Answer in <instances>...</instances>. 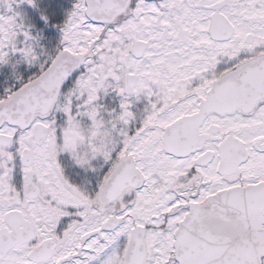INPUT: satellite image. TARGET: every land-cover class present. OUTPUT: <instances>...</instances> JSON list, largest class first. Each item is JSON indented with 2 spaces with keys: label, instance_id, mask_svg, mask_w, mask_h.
<instances>
[{
  "label": "rangeland",
  "instance_id": "1",
  "mask_svg": "<svg viewBox=\"0 0 264 264\" xmlns=\"http://www.w3.org/2000/svg\"><path fill=\"white\" fill-rule=\"evenodd\" d=\"M16 1L14 8L0 15V79L9 80L8 73L15 70L13 79L26 75L25 83H32L53 64L54 51L59 48L85 59L54 106V155L70 156L84 174L105 168L112 174L115 161L111 157L121 151V155L137 158L148 181L144 193L134 196V207L124 213L126 224L121 229L82 244L83 237L98 231L109 214L88 202L83 190L70 187L55 174L60 200L67 205L63 216H75L79 226L74 234L67 231L66 246L58 259L80 256L81 262L77 259L74 264H120L131 227L164 224L161 214L178 204L171 194L174 191L162 185L177 180L178 174L175 176L176 163L165 160L161 140L163 131L190 111L194 101L171 112L169 108L190 95L192 86L194 94L201 96L211 81L264 56V0H189L186 4L168 0L142 6L139 13L145 16L140 21L130 14L123 23L110 27L92 25L81 0L67 15L69 23L56 36L55 45L54 40L46 42L29 28L28 17L35 12L37 0ZM216 14L230 22L239 41L216 44L210 40L208 26ZM247 36L253 38L252 43ZM134 41L150 45V52L140 62L127 57ZM127 75L138 76L136 90L128 89ZM16 83L11 81L13 86ZM260 135L264 137V133ZM190 167L187 163L186 171ZM156 241L157 233H153L150 245L155 247ZM155 251L161 255L150 264L171 260V249L156 247ZM11 263L22 264L20 259H11Z\"/></svg>",
  "mask_w": 264,
  "mask_h": 264
},
{
  "label": "flooded vegetation",
  "instance_id": "2",
  "mask_svg": "<svg viewBox=\"0 0 264 264\" xmlns=\"http://www.w3.org/2000/svg\"><path fill=\"white\" fill-rule=\"evenodd\" d=\"M167 1L133 0L127 13L119 18L115 25L118 26L126 21L130 14L133 20L140 21L145 16V13L143 16L139 13L142 6L160 5ZM180 1H185L184 4L189 2V0ZM15 4H17L16 0H0V15L14 8ZM215 16L217 14L210 19L208 26L207 35L210 40L216 44L239 41L235 37V32L230 38L225 33L215 34L216 38L211 35L210 28ZM157 18L160 20L161 15H157ZM139 43L145 44L146 48L142 57L137 59L134 49ZM149 52L148 42L134 41L130 55L127 57L140 62ZM129 76L127 75L126 78L127 87ZM133 77L135 85L132 91L138 88V76ZM219 79L211 81L205 94L201 96L194 94V86H192L190 95L175 102L169 108L168 112H171L188 100L194 101V107L190 111L179 115L163 131L161 140L164 158L176 163L175 176L178 174V179H173V185V180L171 183L167 180L168 183L164 182L162 185L169 186L174 191L171 194L177 197L178 204L161 214L164 224L154 226L147 223L131 227L121 253L120 264H125L133 232L139 228L145 230L143 243L146 257L143 264H150L154 257L161 255L155 251L156 247L171 249V260L166 262L179 264L175 257L176 233L180 224L190 214L192 205H204L210 198L230 190L264 184V137L260 135L264 133V100L257 102L250 109L238 108L233 113L223 115L219 112L209 114L197 127L191 124L175 130V134L167 140L173 149H168L166 146L167 130L182 120L199 115L201 106L207 100V94ZM158 86L159 84H155L154 87ZM10 89L8 81H0V104L9 101L17 92H12ZM53 113L54 107L47 116L38 113L32 126L27 129L7 123L0 126V264H10L11 259H20L22 264H74L77 259L81 260L80 256L58 259L63 253L62 246H66L67 231L69 230V234H74L79 226L76 224L78 222H75V216L71 215L69 218L63 216L67 205L60 200L56 173L59 175L58 179L70 187L83 190L89 197L88 202L93 203L96 209L109 214L98 231L83 237L82 244L90 243L95 238H100L102 234L115 233L121 229L126 224L124 213L134 207V196L144 193L147 187L148 181L139 169L137 158L132 155H121L119 151L111 157L115 161L114 171L123 161L132 160L135 169L142 174L144 183L141 189H129L114 203L102 205L99 201L100 194L113 173L110 174L105 168L94 174H84L76 167L70 156H55ZM234 122L238 123L237 127H234ZM38 125L47 128V130L41 128V136L37 134ZM228 126L230 129H227ZM153 129L154 127L151 128ZM132 137L137 136L132 134ZM248 137L255 139L247 140ZM260 158L261 163L255 165ZM187 163L191 165L188 171L185 169ZM98 182H101L100 188ZM158 219L156 217L154 220ZM172 219L175 221L170 223ZM68 222L72 223L68 224ZM118 222L119 225L113 228ZM107 227L109 229H106ZM153 233H157L155 247L150 245ZM60 235L62 240L59 242ZM228 242L232 246L235 245L234 239ZM227 254L228 259H234V247L228 249Z\"/></svg>",
  "mask_w": 264,
  "mask_h": 264
},
{
  "label": "water",
  "instance_id": "3",
  "mask_svg": "<svg viewBox=\"0 0 264 264\" xmlns=\"http://www.w3.org/2000/svg\"><path fill=\"white\" fill-rule=\"evenodd\" d=\"M133 0H84L87 20L94 26L110 27L124 16ZM211 35L225 33L229 38L234 28L222 15L213 18ZM216 38V37H215ZM228 38V39H229ZM252 43L253 38H248ZM145 44L135 46L137 59L142 57ZM84 57L69 51L60 52L49 69L32 83L0 104V126L9 124L22 129L30 128L40 113H51L63 87L82 69ZM135 78L128 77V89ZM264 100V56L242 65L212 85L199 115L185 119L167 130L168 138L175 130L200 123L212 113L230 114L238 108L250 109ZM39 136L45 126L38 125ZM167 149V150H168ZM144 178L132 160L123 161L106 182L100 203L109 205L129 189H141ZM119 225H114L113 228ZM111 228V229H113ZM106 229H109L108 227ZM144 229L133 232L125 264H143L146 251ZM234 239V246L228 241ZM175 257L179 264H262L264 259V184L234 189L210 198L204 205H192L190 214L176 233ZM234 247V259H228V249Z\"/></svg>",
  "mask_w": 264,
  "mask_h": 264
},
{
  "label": "trees",
  "instance_id": "4",
  "mask_svg": "<svg viewBox=\"0 0 264 264\" xmlns=\"http://www.w3.org/2000/svg\"><path fill=\"white\" fill-rule=\"evenodd\" d=\"M81 0H37V7L34 13L30 14L28 19L31 21L29 28L32 29L33 33H37L38 38L43 36V40L46 42H52L54 40V45L57 43L56 36L63 34V28L68 25L67 15L74 7L80 3ZM25 27H27L25 25ZM54 34V36H53ZM42 38V37H41ZM62 49L54 51V56H56ZM17 72L11 70L7 76H10L9 80L5 77L0 79L10 82V87L13 91H18L28 83L25 80L29 77L24 75L23 79H13ZM10 74V75H9ZM6 76V77H7ZM11 81H17L15 86L11 84ZM13 83V82H12ZM13 86V87H12Z\"/></svg>",
  "mask_w": 264,
  "mask_h": 264
},
{
  "label": "bare ground",
  "instance_id": "5",
  "mask_svg": "<svg viewBox=\"0 0 264 264\" xmlns=\"http://www.w3.org/2000/svg\"><path fill=\"white\" fill-rule=\"evenodd\" d=\"M177 57L180 58V55H177ZM201 61L203 62L204 60H201Z\"/></svg>",
  "mask_w": 264,
  "mask_h": 264
}]
</instances>
